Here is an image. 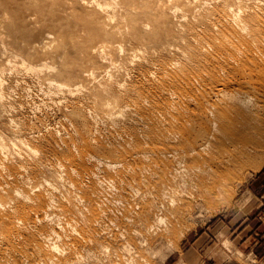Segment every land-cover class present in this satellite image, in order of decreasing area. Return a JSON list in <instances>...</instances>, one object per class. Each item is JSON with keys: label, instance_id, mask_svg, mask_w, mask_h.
Masks as SVG:
<instances>
[{"label": "rangeland", "instance_id": "1", "mask_svg": "<svg viewBox=\"0 0 264 264\" xmlns=\"http://www.w3.org/2000/svg\"><path fill=\"white\" fill-rule=\"evenodd\" d=\"M196 1H11L0 26V264H264V0ZM105 14L114 27L103 37L93 24ZM104 102L122 106L116 119ZM226 131L262 140L221 182L162 172L179 164L159 148L190 152L214 132L205 152L220 155ZM144 184L153 195L142 206L126 193ZM125 209L135 217L123 223Z\"/></svg>", "mask_w": 264, "mask_h": 264}, {"label": "bare ground", "instance_id": "2", "mask_svg": "<svg viewBox=\"0 0 264 264\" xmlns=\"http://www.w3.org/2000/svg\"><path fill=\"white\" fill-rule=\"evenodd\" d=\"M11 1L12 0H0V11L1 12V18H0V26H2L6 18L9 14L13 12V9L11 7ZM93 1V0H92ZM204 0H197L196 5L197 6H202ZM130 0H124V3L129 4ZM190 6H193V1H190L189 3ZM101 4L99 2L94 3V8H100ZM175 4L170 5L169 8H173ZM177 9V8H175ZM174 9V10H175ZM87 15L89 14L88 12L86 13ZM182 17V16H181ZM29 18L31 19L32 16L29 15ZM183 18V17H182ZM182 20V19H181ZM103 21L105 22V26L101 20L100 25L98 24H93L94 25V30L97 33H100L103 37L107 36L109 32L106 29L107 24H111V18L109 15L105 14L103 15ZM180 21V19H179ZM233 22L235 26L238 29H243L245 26L242 22H240L239 19L234 18ZM111 27H114L113 24L110 25ZM7 28H9V23L7 25ZM115 31L113 32V34ZM47 43L44 42L42 43L39 47L45 48L47 47ZM104 45H99V47H103ZM98 56H100L99 53H97ZM112 61H109L107 63V66H110ZM46 68H52L51 65H46L43 64ZM35 70H42L41 67H36ZM49 74V72L47 73ZM46 76L44 77L47 79L48 85H54L59 87V83H55L50 77ZM66 91H70L71 89H65ZM232 100H237V101H245V104H249L247 100H244L243 97L239 96L237 92L231 93ZM0 100H3L2 93L0 92ZM122 111V106H118L112 102H104L101 104V107L99 109V112L102 113V116L106 120H114L118 116V113ZM103 118V119H104ZM246 121V120H245ZM245 121L242 122V125L245 127ZM227 133V134H226ZM214 132H209L207 135L202 136L199 138L198 142L196 145L191 148L192 151L190 152H183V151H178L177 148H159V154L160 155H166L169 154L171 157L172 162H176L179 164L176 168H172L169 166H165L162 168V172L166 175H173V176H179L184 179H189L190 181H199L203 178H209L211 183L213 182H221L222 181V173L224 170H226L229 166H231L235 162H241L243 161L244 157L249 156L254 150H256L257 146L260 145L262 138L256 136L253 133H241L240 135H234L230 131H226V137L229 138L232 142V147L230 148H225L223 152L220 155H215L211 154L208 152H205L208 145L211 144V141L214 140L217 135ZM232 135H234V138H232ZM12 142V141H11ZM12 144H17L15 140H13ZM143 153L147 154L151 152L150 149H144L142 151ZM260 155V154H259ZM264 155V153H263ZM227 156V157H226ZM98 161L103 162L106 167L108 168H115L116 164L111 163L106 160H101L100 158H97ZM263 159L261 158L260 162ZM259 164L255 167L256 169L259 167ZM263 162V161H262ZM126 170H131L133 168H130L128 166H125ZM158 173V170L152 168L149 169L148 175L149 176H154ZM153 186L149 184H144L141 190L138 189H133L130 190L126 193L127 198L131 199H136L139 198V202L144 206L145 204L150 203L145 202L144 200L148 199L151 195H153ZM209 190H211V185L208 186ZM154 202H151V205H154ZM97 218L100 220H103L106 217H110L109 214L106 212L99 210L97 213ZM135 214L132 209H125L124 216L121 219V222L126 223L128 220H131L132 218L134 219ZM15 227L17 228L18 231L21 230L22 226L19 224H16ZM43 238H49L50 234L45 233L42 234ZM57 250L56 245H51L49 246V251L47 252V255L50 257L54 254V252Z\"/></svg>", "mask_w": 264, "mask_h": 264}]
</instances>
